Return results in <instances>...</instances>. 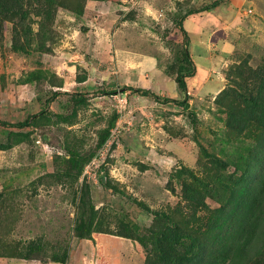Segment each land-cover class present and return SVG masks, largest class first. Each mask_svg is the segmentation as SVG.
Segmentation results:
<instances>
[{
    "label": "rangeland",
    "instance_id": "1",
    "mask_svg": "<svg viewBox=\"0 0 264 264\" xmlns=\"http://www.w3.org/2000/svg\"><path fill=\"white\" fill-rule=\"evenodd\" d=\"M57 1L46 52L34 40L31 54L17 53L14 23L0 30V121L15 124L48 106L30 127L0 125V264H56L65 254L66 264H88L89 258L91 264H144L150 248L113 235L117 243L108 241L106 248L90 240L93 249L84 259L86 238L99 231L101 218L114 234L131 220L145 240L152 239L151 230L161 234L168 226L200 236L227 204L257 137L237 135L227 125V105L241 101L236 95L250 88L251 69L264 64V44L254 51L236 47L237 28L258 16L249 10L257 0H235L236 10L249 16H241L244 24H227L207 37L191 19L188 41L181 24L191 12L218 1L227 16L236 13L232 0H87L83 17ZM245 1L251 8L241 9L238 2ZM208 11H201L207 30L214 25ZM32 17L37 31L39 18ZM259 19L260 26H250L264 38ZM190 71L191 96L176 82ZM125 86L174 101L123 94ZM227 87L237 93L218 104ZM54 92L60 96L47 105ZM114 116L111 136L99 146ZM185 184L203 205L185 198ZM81 221L87 226L83 240L74 230Z\"/></svg>",
    "mask_w": 264,
    "mask_h": 264
},
{
    "label": "trees",
    "instance_id": "2",
    "mask_svg": "<svg viewBox=\"0 0 264 264\" xmlns=\"http://www.w3.org/2000/svg\"><path fill=\"white\" fill-rule=\"evenodd\" d=\"M93 1L107 2L108 0ZM34 2L37 3V7L32 10ZM86 3L87 0L61 1L66 10L78 17L84 15ZM59 5L57 0H0V30L4 26L3 23L7 21L14 23L13 51L31 54L33 46L31 44L37 40L36 45H41L46 52L45 39L52 33L51 24L54 20L55 9ZM217 5H219L218 1L213 4V7ZM210 8L205 6L200 11H208L207 9ZM32 13L39 18L37 31L32 26L35 22ZM181 30L188 41V34L182 24ZM187 45L188 43L185 53L188 55L190 69L193 71L194 66ZM192 73L190 71L176 77L178 88L189 96L191 93L188 91L186 78L193 77ZM250 73L251 76L247 81L250 83L248 86L250 88L243 94H238L233 87H227L216 99L217 103L222 105L226 100L230 101L236 93V96L241 99V101L238 100L239 103L234 105L231 99L229 103L232 104L227 105L229 108L227 125L237 135L249 132L257 135L255 145L248 158L249 168L244 174L245 177L237 182L227 204L219 208L206 221L200 236L191 233L184 234L181 230L168 226L163 229L161 234L156 230H151L152 239L145 240L147 237L138 234L141 227L133 221H122L117 226L118 232L114 234L111 230H105V224L101 218L99 231L93 232L86 238L87 240H93L95 233L119 236L134 242L138 240L143 247L150 248L144 264H258L264 262V64L252 68ZM243 76L244 73L241 78ZM85 80V76L84 79L80 78L82 82ZM192 82L196 83L195 80ZM245 85L247 86L246 83ZM121 90L123 94L127 91H134L140 96L155 97L164 103L174 101L168 98L161 99L149 90L136 89L132 86L122 87ZM116 93L117 91L108 94L114 95ZM59 96L60 92H54L48 99L47 105H50ZM187 99L188 96L180 104H186ZM47 112L48 106L39 114L28 117L21 122L9 124L0 121V125L4 127L12 125V127L24 129L32 125L30 119H34L38 115H45ZM116 119L117 116H114L110 126L101 135L99 146L105 144L111 136ZM69 161H73V158L71 157ZM189 190V184H185V198L187 197L195 205H203V200L198 193L193 190L189 192ZM86 228V223L82 221L75 226L74 230L77 231L79 240L85 238ZM159 239L161 240L159 241ZM67 261L68 256L65 254V257H56L52 262L66 264Z\"/></svg>",
    "mask_w": 264,
    "mask_h": 264
},
{
    "label": "crops",
    "instance_id": "3",
    "mask_svg": "<svg viewBox=\"0 0 264 264\" xmlns=\"http://www.w3.org/2000/svg\"><path fill=\"white\" fill-rule=\"evenodd\" d=\"M234 1L235 0H232V3L230 4L229 7L231 9L234 8L236 13H233V14H230V15L226 16L225 14H223L221 11L218 10V9H220V10L222 9V6H219V5L212 7V8H214V9L211 10V11L214 10L213 12L208 11V16L209 17L211 16V19H212V21L214 23V25L212 27L208 28V30L206 29V26H205V24L207 22L205 20V16L202 15V12L200 11L199 6L197 5L198 6L197 10H195L193 13L191 12V14H189L186 17V19L184 20V22H183L186 32H188L186 23H188L191 19H193L194 24L198 26L197 30H195V28H194V30L197 33L199 32V34L205 35L206 37H207V32L214 33V31L215 32L218 31L217 29H221L222 26H224L225 29H228L230 27V25H233V24L235 26H238L240 24H244L241 16H243V17H249V16H247L245 14H242L240 12V10L237 11L236 8L234 7V3H235ZM241 1H244V0H241ZM253 1H255V0H253ZM260 1L261 0H257V2L253 5V9H249V10H252V11L256 10L255 11L256 14L258 13V16H256L257 18L250 20V22L248 23L249 25H247L245 29L237 28L236 33H239L240 36H239L238 42L236 44V47H238V46H240L242 44H245V45H249L251 47V51H254V50L259 49L260 47H262V45L264 44V38H261V33H260L259 28H257V27L254 28V27L250 26V23H256L257 26H260L259 16L264 18V13H261V10L264 9V3L260 4L259 3ZM89 5H90V3L86 5L85 13H84L83 16H85V15H87L89 13V11H88V9L90 7ZM238 5L241 6V9H242V7L243 8L244 7L251 8V6H252L247 1L238 2ZM194 19H197V20H194ZM227 24H230V25H227ZM261 32H263V31H261ZM216 37H217V35H216ZM200 39L204 40V37H199L198 40H200ZM215 40H216V38H215ZM202 43H204V42L202 41ZM192 83L196 84L194 82H192ZM94 235L95 236H93V241H95V243L97 242V245L99 246L100 249L101 248H106L105 243H107L108 241H113L115 244L117 243V241L115 240L116 238L113 239V238L110 237L112 235H107V234H102V233H95ZM107 236H109L111 240H109V237H107ZM119 238L126 239V238H123V237H117V239H119ZM87 241H86V245H85V250H87V252L85 253L86 255H85L84 259H87L89 257L88 250H92L93 249L91 243H94V242H92L90 240H87ZM90 245H91L92 249L90 248ZM106 254H107V251L105 252V256H106ZM106 258L110 259L109 256H106ZM90 260L91 259L89 258L88 259V264H91ZM111 260H112V258H111ZM103 263H104V261H103Z\"/></svg>",
    "mask_w": 264,
    "mask_h": 264
}]
</instances>
